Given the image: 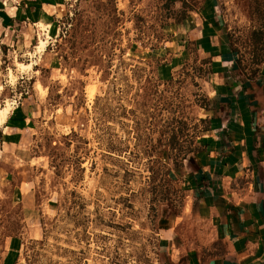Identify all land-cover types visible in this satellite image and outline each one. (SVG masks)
<instances>
[{"label":"rangeland","instance_id":"1","mask_svg":"<svg viewBox=\"0 0 264 264\" xmlns=\"http://www.w3.org/2000/svg\"><path fill=\"white\" fill-rule=\"evenodd\" d=\"M66 2L54 37L37 24L58 73L35 78L48 112L26 159L28 192L0 197V250L14 243V264H169V228L187 207L172 169L194 147L209 68L198 54L172 65L160 56L173 19L205 0ZM215 2L238 67L256 74L264 0ZM25 59L7 66L8 83Z\"/></svg>","mask_w":264,"mask_h":264},{"label":"crops","instance_id":"2","mask_svg":"<svg viewBox=\"0 0 264 264\" xmlns=\"http://www.w3.org/2000/svg\"><path fill=\"white\" fill-rule=\"evenodd\" d=\"M67 10L66 0H0V106L11 101L0 122V197L18 195L19 202L28 192L26 159L48 112L35 78L58 73L51 40L15 84L4 71L16 58L32 61L27 51L37 42V24L48 25L54 37ZM169 28L160 59L172 65L198 54L209 68L210 92L194 147L172 169L187 207L185 220L169 228V264H264V67L254 75L238 67L215 0L173 19ZM51 117L58 125L74 118L56 111ZM1 248V263L14 264L16 245Z\"/></svg>","mask_w":264,"mask_h":264},{"label":"bare ground","instance_id":"3","mask_svg":"<svg viewBox=\"0 0 264 264\" xmlns=\"http://www.w3.org/2000/svg\"><path fill=\"white\" fill-rule=\"evenodd\" d=\"M47 37L46 38H38L36 44L34 45V49L32 51H30V52L27 51V54H29V57H31L33 59L32 61H28V62L17 61L16 62V67H18L17 69L19 70L18 72L21 73L22 71H24L26 69H31L32 68V64L34 62V57L36 55L42 53V51L45 49V46H46V43H47V40H48ZM9 70L12 71V69H8V73H9ZM11 71H10V74L8 76V78L9 77L11 78L10 80H12L14 75H15V74L13 75V73ZM10 108H11V102L10 103L7 102L5 105L0 106V122H2L6 118Z\"/></svg>","mask_w":264,"mask_h":264},{"label":"built area","instance_id":"4","mask_svg":"<svg viewBox=\"0 0 264 264\" xmlns=\"http://www.w3.org/2000/svg\"><path fill=\"white\" fill-rule=\"evenodd\" d=\"M37 29H38V26H37ZM39 30V29H38ZM20 80L22 81V82H24V81H27V78H24L23 76H21L20 77ZM28 90V87L24 84V87H22V89H21V91L22 92H26Z\"/></svg>","mask_w":264,"mask_h":264}]
</instances>
